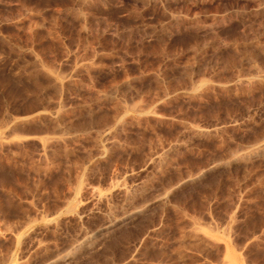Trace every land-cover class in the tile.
Instances as JSON below:
<instances>
[{
	"label": "rangeland",
	"instance_id": "obj_1",
	"mask_svg": "<svg viewBox=\"0 0 264 264\" xmlns=\"http://www.w3.org/2000/svg\"><path fill=\"white\" fill-rule=\"evenodd\" d=\"M0 264H264V0H0Z\"/></svg>",
	"mask_w": 264,
	"mask_h": 264
}]
</instances>
